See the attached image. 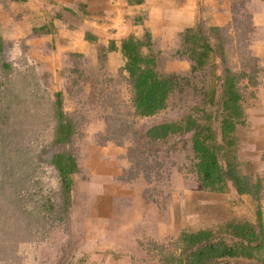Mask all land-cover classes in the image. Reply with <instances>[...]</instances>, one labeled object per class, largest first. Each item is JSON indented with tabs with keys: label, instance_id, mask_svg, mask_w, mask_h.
I'll list each match as a JSON object with an SVG mask.
<instances>
[{
	"label": "rangeland",
	"instance_id": "374dc122",
	"mask_svg": "<svg viewBox=\"0 0 264 264\" xmlns=\"http://www.w3.org/2000/svg\"><path fill=\"white\" fill-rule=\"evenodd\" d=\"M11 1L0 0V264H161L150 243L171 244L183 230L255 222L258 203L253 197L239 196L233 188L220 194L199 187L190 134L145 144L146 130L179 121L201 102L193 89L203 87V79L195 74L189 84L179 86L167 109L134 119L127 76L111 71L103 55L104 46L123 39L117 29L109 26L100 42L69 53L67 43L58 44L59 37L51 42L35 36L44 24L55 31L52 18L64 21L61 15L67 13L51 12L52 5L44 4L40 15L29 4L13 9ZM100 18L111 22L107 13ZM140 29L142 35L146 28ZM218 33L226 56L219 67L252 70L240 36H234V43L227 33ZM155 43L162 74L191 78V64L181 58L180 37ZM245 86L242 82L249 98ZM57 94L77 126L71 143L63 146L53 145ZM258 99L260 95L252 101L250 120L237 132L238 156L244 174L264 181V121ZM64 151L72 152L79 166L67 211L62 209L58 173L47 162ZM148 166L150 182L144 175L135 178V171L145 172ZM179 190L184 204L174 216L169 202ZM158 219L165 233L157 231ZM234 263L258 264L243 259Z\"/></svg>",
	"mask_w": 264,
	"mask_h": 264
},
{
	"label": "trees",
	"instance_id": "16d2710c",
	"mask_svg": "<svg viewBox=\"0 0 264 264\" xmlns=\"http://www.w3.org/2000/svg\"><path fill=\"white\" fill-rule=\"evenodd\" d=\"M141 21L139 18L136 23ZM47 27L44 24L37 34L49 33ZM220 31L198 25L179 36L183 40L181 58L191 64V78L160 72L158 58L161 51L156 50L155 38L147 29L140 37L132 35L120 43L112 40L104 46L106 58L107 53L113 51L122 55L121 73L127 76L134 119L153 117L167 109L171 96L184 82L189 84L195 74L203 79L201 85L204 90L203 87L193 89L201 102L179 121L146 130L143 136L145 144L158 145L175 136L190 134L195 160L193 172L202 191L226 194L233 188L239 196L249 195L258 203L255 222H232L196 231L183 230L171 244L150 243L158 251L161 264H235L234 261L242 259L264 264V181L242 171L237 136L239 127L246 126L249 115L255 110L252 101L256 98L254 89L258 84V71L254 68L256 71L253 69L247 74L232 71L227 66L219 67V60L226 64ZM86 40L96 39L87 33ZM4 67L10 69L7 64ZM244 80L248 81L245 91H251L249 98L241 88ZM60 95H56L58 99L55 102V146L71 143L77 127L76 122L63 111ZM47 162L58 173L60 196L65 207L62 209L67 211L72 203L73 175L79 171L77 159L72 152L64 151L54 153ZM148 169L149 166L145 172L134 170L135 178L144 175L150 182L152 174ZM224 235L232 241H227Z\"/></svg>",
	"mask_w": 264,
	"mask_h": 264
},
{
	"label": "crops",
	"instance_id": "0c3cea01",
	"mask_svg": "<svg viewBox=\"0 0 264 264\" xmlns=\"http://www.w3.org/2000/svg\"><path fill=\"white\" fill-rule=\"evenodd\" d=\"M13 3H11L13 9L29 4L33 11H37L40 15H43L47 8L42 9L44 4L48 7L52 5V10L49 9L51 12L61 10L67 13L61 15L64 21L60 20V17L52 18L55 31L49 30V33L43 35L36 33L35 36H41V39L45 38L47 41L49 38L51 42L59 37L62 43L57 41L58 44L64 46L67 43L66 45L71 47L65 48L69 53H73L72 50L77 48L94 45L96 41L100 42L98 37H106L109 26L117 29L123 39L132 35L140 37L138 33L142 31L140 28L145 27L152 33L156 42L163 37L173 43L187 29L198 25L206 29L221 30L220 32L227 33L234 43L238 42L234 36H240L247 49V56L254 62L252 70L245 68L242 71L247 74H250L254 68L258 71L256 73L258 84L254 90L257 97L260 95L258 102L261 108L258 115H263L260 121H264V0H25ZM104 13L109 17L106 20L111 22H103L104 19L100 17ZM66 18L76 19L77 23ZM139 18L142 20L141 23H136ZM89 20L93 22L91 25L88 24ZM244 27L248 29L245 30ZM87 33L96 40L87 41ZM75 44L81 45L74 48ZM121 59L122 55L119 51L108 52V68L116 73L120 72L123 66ZM247 82V80L243 81L244 84ZM260 134L264 139V130H261ZM182 200L184 198L180 196V190L176 191L169 202L171 207L169 213L173 212L175 216L176 213L181 212L184 204ZM210 201L207 202L211 203ZM208 203L206 204L211 205ZM185 210L190 217L192 209L189 207L188 199ZM162 218L164 219L163 215ZM158 220L157 227L161 230L157 231L165 233L164 222Z\"/></svg>",
	"mask_w": 264,
	"mask_h": 264
}]
</instances>
